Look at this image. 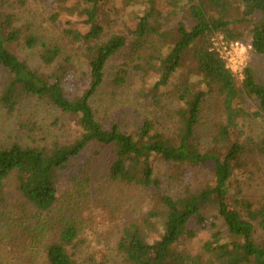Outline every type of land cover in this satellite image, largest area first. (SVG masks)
<instances>
[{"label": "trees", "instance_id": "obj_1", "mask_svg": "<svg viewBox=\"0 0 264 264\" xmlns=\"http://www.w3.org/2000/svg\"><path fill=\"white\" fill-rule=\"evenodd\" d=\"M60 1L75 2L68 9L74 20L68 22L66 35L88 62L89 87L77 98L66 95L72 66L70 56L56 65L53 74L22 60L13 49L15 43L22 41L21 29L15 26L13 15L0 12V69L5 72L0 80V105L12 112L24 98L35 97L77 120L81 135L72 144L55 142L52 146H42L14 142L0 147V213L6 207L5 183L13 174L25 207L31 205L37 211H48L58 200L60 172L90 145L108 146L114 155L108 173L112 181L156 191L155 207L123 229L118 248L127 263L264 264V235H261L264 204L255 205L242 196L236 177L248 154L264 158V130L257 140L240 139L244 135L242 120L264 119V84L255 80L250 66L244 68V76L239 80L214 41L219 35L227 44L249 36L253 51L264 55L262 4L257 0H188L186 19L192 23H179L176 41L166 44L164 13L157 0L138 1L143 7L142 14L134 15L128 33L113 34L107 39L103 38L102 0ZM238 7L242 8V15L235 18L233 9ZM23 39L30 47L37 42L32 35ZM126 49L129 61L124 62L120 72L126 74V67L133 63L149 86L141 90V95L151 99L167 95L176 99L174 134L158 129L149 118L134 132L123 130L116 122L107 127L96 118L92 97L103 84L105 66ZM60 54L58 46L49 48L43 55L44 62L51 65ZM190 55L198 62L196 71L186 78L179 77ZM124 79L120 74L116 82L122 84ZM212 94L221 102L225 121L213 139L214 146L206 148L197 134V126L203 106ZM249 99L256 102L254 111L245 106ZM230 129L239 133V139L221 152L222 146L232 139ZM157 159L171 163L179 176L186 167L208 163L213 164V174L202 188L196 191L186 188L183 195L174 196L163 190L162 179L156 173ZM211 206L216 207L218 217L204 213ZM218 218L224 221L225 230L219 229ZM193 220L214 229L202 251L195 255L183 248L186 238L196 236L191 228ZM78 234L75 221L63 225L58 240L45 245L48 262L76 264L70 246ZM0 264H3L1 259ZM98 264L116 263L100 260Z\"/></svg>", "mask_w": 264, "mask_h": 264}, {"label": "rangeland", "instance_id": "obj_2", "mask_svg": "<svg viewBox=\"0 0 264 264\" xmlns=\"http://www.w3.org/2000/svg\"><path fill=\"white\" fill-rule=\"evenodd\" d=\"M140 0H102L101 18L105 28L104 39L113 34H127L134 23V15L142 14L138 5ZM164 13V29L167 33L166 44L176 41V29L181 22L189 25L186 19L189 11L188 0H157ZM73 1L60 0H3L0 12L14 17V24L19 27L22 36H34L37 40L33 47L22 41L13 46L17 55L33 68L46 74L57 71L56 65L70 56L72 66L66 83V95L70 99L82 96L91 81L90 68L82 52L66 35L67 24L74 20L69 6ZM242 8L233 9V17H241ZM261 15V12H258ZM216 36V35H215ZM219 35L218 37H220ZM246 44L251 38L245 36ZM58 46L61 54L57 62L48 65L44 62V53ZM129 50L114 56L105 66L103 84L92 97V106L96 118L110 127L116 122L123 130L136 131L143 120L151 119L156 127L172 135L177 129L175 110L177 101L172 96H158L151 99L141 95V90L148 84L142 74L133 68L131 62L127 73H121L124 62L129 61ZM235 60L237 70L250 66L257 82L264 84V55L257 54L253 48L245 45ZM197 60L191 55L179 72L182 78L191 76L196 71ZM123 74L124 82H116L117 76ZM239 80L240 74L236 73ZM244 74V73H243ZM5 72L0 69V80ZM150 90L151 88V83ZM149 87V86H148ZM161 97V98H159ZM250 111L257 109L255 100L245 103ZM225 115L219 98L212 94L205 102L197 134L203 139L206 148L214 146V137L224 123ZM244 135L241 140H257L264 130V119L248 117L241 121ZM231 141L219 150L228 149L230 143L239 139V133L230 129ZM81 135L77 120L65 114L56 106L36 99L24 98L19 107L12 112L0 105V147L14 142L29 145L52 146L55 142L72 144ZM97 151V153H96ZM114 160L112 148L97 144L90 145L62 170L58 179V200L48 211H37L27 205L18 190L16 175L13 174L5 183L6 207L0 213V259L3 264H50L45 245L56 241L63 225L75 221L78 237L70 251L76 264L105 263L129 264L118 248V243L125 226L141 219L151 208L155 207V190L114 182L109 178V167ZM245 164L239 171L237 181L242 196L253 201L255 205L264 204V158L248 154ZM175 167L163 159L156 160V173L162 179L163 190L171 195H183L186 188L196 191L211 179L213 164L186 167L184 174L175 173ZM236 183V182H235ZM204 213L218 215L216 207H207ZM218 217V216H217ZM219 229L225 230L224 221L217 219ZM196 236L184 240V251L195 255L202 251L206 241L211 238L214 229L191 224ZM264 235V231H261Z\"/></svg>", "mask_w": 264, "mask_h": 264}, {"label": "built area", "instance_id": "obj_3", "mask_svg": "<svg viewBox=\"0 0 264 264\" xmlns=\"http://www.w3.org/2000/svg\"><path fill=\"white\" fill-rule=\"evenodd\" d=\"M214 41H215V45L219 48V50L223 54V56L228 59L227 66L229 68H231V70L235 74L238 73L241 76H244L241 69L237 70L236 68H234V66L237 65L235 60L238 58L237 55L240 52V48L243 49L245 47V45H248L249 48H252L251 43L246 44L244 40H235V41H232L230 44H227V42H226V40H224L223 36H220V38H215Z\"/></svg>", "mask_w": 264, "mask_h": 264}, {"label": "water", "instance_id": "obj_4", "mask_svg": "<svg viewBox=\"0 0 264 264\" xmlns=\"http://www.w3.org/2000/svg\"><path fill=\"white\" fill-rule=\"evenodd\" d=\"M264 7V0H257Z\"/></svg>", "mask_w": 264, "mask_h": 264}]
</instances>
